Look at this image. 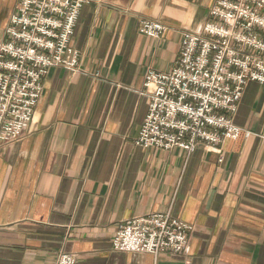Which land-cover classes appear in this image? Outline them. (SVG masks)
Instances as JSON below:
<instances>
[{"label": "crops", "instance_id": "1", "mask_svg": "<svg viewBox=\"0 0 264 264\" xmlns=\"http://www.w3.org/2000/svg\"><path fill=\"white\" fill-rule=\"evenodd\" d=\"M19 0H0V42ZM214 0H87L74 28L79 69L50 67L22 138L0 145V264H264V82L231 115L250 131L220 153L143 148L148 69L169 71L183 30L216 21ZM161 22L159 39L138 19ZM264 37V33H262ZM169 212L192 225L179 254L115 250L119 222Z\"/></svg>", "mask_w": 264, "mask_h": 264}, {"label": "built area", "instance_id": "2", "mask_svg": "<svg viewBox=\"0 0 264 264\" xmlns=\"http://www.w3.org/2000/svg\"><path fill=\"white\" fill-rule=\"evenodd\" d=\"M87 0H19L0 42V145L20 140L32 122L50 67L79 69L73 46L74 28ZM216 21L200 32L183 30L179 56L169 71L148 69L142 93L147 114L134 138L143 148L197 147L220 153L226 139L251 133L234 124L248 81L264 82V0H214L209 9ZM166 26L138 19V31L159 39ZM192 225L169 212H154L119 222L115 250L153 256L186 250ZM54 264H76L61 252ZM160 264V263H156Z\"/></svg>", "mask_w": 264, "mask_h": 264}]
</instances>
